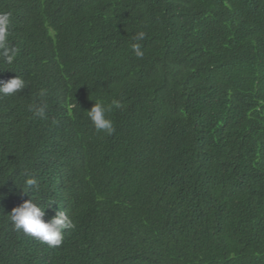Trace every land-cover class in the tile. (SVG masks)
Masks as SVG:
<instances>
[{
  "label": "trees",
  "instance_id": "obj_1",
  "mask_svg": "<svg viewBox=\"0 0 264 264\" xmlns=\"http://www.w3.org/2000/svg\"><path fill=\"white\" fill-rule=\"evenodd\" d=\"M0 12L20 49L0 80L28 85L0 99V264L10 239L43 264H264V0H0ZM41 89L46 120L27 110ZM98 98L126 105L112 136L87 117ZM25 170L39 192L18 188ZM31 198L76 222L61 246L14 231L7 215Z\"/></svg>",
  "mask_w": 264,
  "mask_h": 264
},
{
  "label": "clouds",
  "instance_id": "obj_2",
  "mask_svg": "<svg viewBox=\"0 0 264 264\" xmlns=\"http://www.w3.org/2000/svg\"><path fill=\"white\" fill-rule=\"evenodd\" d=\"M22 20V16H20ZM19 20V21H20ZM11 14L9 12H0V64L4 66H13L20 55V49L10 39ZM147 38V33L143 30L138 31L131 45L132 51L138 59L144 58L141 41ZM27 82L21 76H16L9 80H0V99L16 98L21 95L27 87ZM48 91L41 89L37 103L28 105L27 110L32 113L33 118L46 120L48 118L49 104L47 102ZM126 105L121 100H112L106 102L104 98L95 100L94 106L87 111V117L92 122L97 133H103L106 136H112L115 131V124L110 118L114 110L124 111ZM57 139L53 138L51 141ZM23 184L18 187L23 193L39 192L40 184L34 173L25 170L21 173ZM54 202H49L46 207L33 201L31 198L18 207H15L8 218L14 227V231L22 233L40 242V246L45 244L49 247H59L63 244L66 233L75 231L77 224L66 211L58 210L56 213L52 209ZM46 209H48L46 211ZM15 245L11 248L10 245ZM20 242L10 239L4 241L2 251L6 253L5 260L8 264H43L46 262L43 252L35 249L26 251ZM37 245V244H36Z\"/></svg>",
  "mask_w": 264,
  "mask_h": 264
}]
</instances>
